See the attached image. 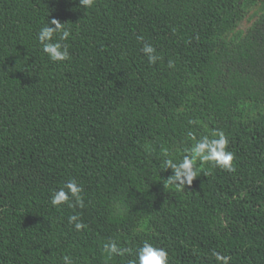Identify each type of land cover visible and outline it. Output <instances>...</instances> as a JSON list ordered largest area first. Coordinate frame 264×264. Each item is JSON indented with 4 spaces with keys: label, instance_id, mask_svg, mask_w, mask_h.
<instances>
[{
    "label": "trees",
    "instance_id": "trees-1",
    "mask_svg": "<svg viewBox=\"0 0 264 264\" xmlns=\"http://www.w3.org/2000/svg\"><path fill=\"white\" fill-rule=\"evenodd\" d=\"M52 18L63 62L36 39ZM190 131H223L235 171L168 185ZM71 178L84 206L53 207ZM145 241L169 264H264V0H0V264H138Z\"/></svg>",
    "mask_w": 264,
    "mask_h": 264
},
{
    "label": "clouds",
    "instance_id": "clouds-1",
    "mask_svg": "<svg viewBox=\"0 0 264 264\" xmlns=\"http://www.w3.org/2000/svg\"><path fill=\"white\" fill-rule=\"evenodd\" d=\"M95 2L96 0H79L80 6L86 9V11L93 8ZM71 34L70 29L66 27V23H61L59 20L52 18L50 21L47 20V23L40 28L36 39L41 46L42 52L47 55L51 62L56 63L70 59L68 46L63 42L67 41ZM138 39L143 41V37H139ZM141 51L145 54L148 63L151 65H155L161 59L156 54V49L150 43H144ZM168 67L175 68V62L169 60ZM188 136L194 143L190 149L185 150V154L180 159H173L171 155L165 153L168 158L163 161V165L166 170H173V175L166 179L168 185H174L178 189L185 186L190 187L201 170L198 167V162L199 164L212 163L213 166L228 172L235 171L233 165L234 154L226 150L229 141L223 131H214L211 133V138L205 135L197 139L191 131L188 133ZM82 191L83 189L76 179L71 178L63 187L53 191L50 203L53 207L67 204L70 208L77 206L82 208L84 206V201L81 197ZM68 222L74 225L77 231L83 230L86 227L77 214L70 215ZM105 249L112 254L121 256L130 251V249L119 247L114 240L106 244ZM213 256L220 264H229V260L231 259L218 252H213ZM136 260L138 264H169L167 251L154 246L148 241H145L138 248ZM63 264H73L72 258L69 255H64Z\"/></svg>",
    "mask_w": 264,
    "mask_h": 264
},
{
    "label": "rangeland",
    "instance_id": "rangeland-1",
    "mask_svg": "<svg viewBox=\"0 0 264 264\" xmlns=\"http://www.w3.org/2000/svg\"><path fill=\"white\" fill-rule=\"evenodd\" d=\"M249 24H250V22H248V21H245V22L243 23L244 26H248Z\"/></svg>",
    "mask_w": 264,
    "mask_h": 264
}]
</instances>
